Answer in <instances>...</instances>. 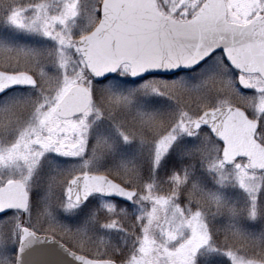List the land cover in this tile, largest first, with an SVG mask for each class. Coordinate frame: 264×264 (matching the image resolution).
<instances>
[{"label": "snow or ice", "instance_id": "obj_1", "mask_svg": "<svg viewBox=\"0 0 264 264\" xmlns=\"http://www.w3.org/2000/svg\"><path fill=\"white\" fill-rule=\"evenodd\" d=\"M55 2L0 28V264H264V0Z\"/></svg>", "mask_w": 264, "mask_h": 264}, {"label": "rangeland", "instance_id": "obj_2", "mask_svg": "<svg viewBox=\"0 0 264 264\" xmlns=\"http://www.w3.org/2000/svg\"><path fill=\"white\" fill-rule=\"evenodd\" d=\"M30 2V0H0V28L4 27L5 25L3 24V20L4 18L8 15V10L14 6H25L26 4H28ZM82 7L85 6V4L82 2ZM59 8V0H56L55 2V7L52 9H49L50 12L52 11H56ZM32 14V10L31 9H27L25 11V15H31ZM84 20L83 17L77 18L76 20V28H74L75 32H79V28L81 25H83ZM0 38H4L7 39L8 37L3 36L2 34H0ZM261 172H257V174L259 175ZM206 187H215L212 184H206ZM226 198H229L230 200H236L239 198V191L237 188L233 187L232 185H227L224 189L221 190ZM206 255L205 254H201L198 256V263L201 262L204 264V260L206 259ZM215 259L221 260L222 257H213L212 260L214 261Z\"/></svg>", "mask_w": 264, "mask_h": 264}, {"label": "trees", "instance_id": "obj_3", "mask_svg": "<svg viewBox=\"0 0 264 264\" xmlns=\"http://www.w3.org/2000/svg\"><path fill=\"white\" fill-rule=\"evenodd\" d=\"M221 190H222V189H221ZM215 261H219V260H218V259H215L214 262H215ZM198 264H203V263L199 262Z\"/></svg>", "mask_w": 264, "mask_h": 264}, {"label": "water", "instance_id": "obj_4", "mask_svg": "<svg viewBox=\"0 0 264 264\" xmlns=\"http://www.w3.org/2000/svg\"><path fill=\"white\" fill-rule=\"evenodd\" d=\"M256 171H262V170L257 169Z\"/></svg>", "mask_w": 264, "mask_h": 264}]
</instances>
